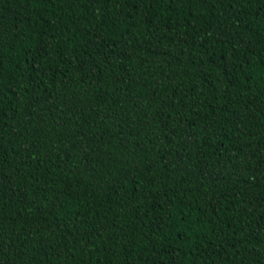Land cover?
Returning <instances> with one entry per match:
<instances>
[{"label":"trees","instance_id":"16d2710c","mask_svg":"<svg viewBox=\"0 0 264 264\" xmlns=\"http://www.w3.org/2000/svg\"><path fill=\"white\" fill-rule=\"evenodd\" d=\"M0 264H264V0H0Z\"/></svg>","mask_w":264,"mask_h":264}]
</instances>
